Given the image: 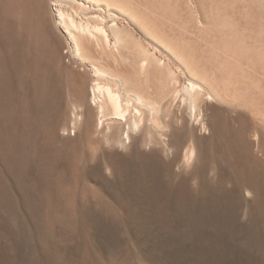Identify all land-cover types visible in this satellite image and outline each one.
Instances as JSON below:
<instances>
[{"label":"rangeland","instance_id":"obj_1","mask_svg":"<svg viewBox=\"0 0 264 264\" xmlns=\"http://www.w3.org/2000/svg\"><path fill=\"white\" fill-rule=\"evenodd\" d=\"M0 10V264H264V145L204 138L189 158L175 119L126 138L130 118L105 114L83 133L60 83L51 117L33 43L19 60L17 19Z\"/></svg>","mask_w":264,"mask_h":264},{"label":"bare ground","instance_id":"obj_2","mask_svg":"<svg viewBox=\"0 0 264 264\" xmlns=\"http://www.w3.org/2000/svg\"><path fill=\"white\" fill-rule=\"evenodd\" d=\"M0 2L4 19L9 14L17 19L19 60L26 44L33 43L32 63L44 71L41 97L51 117L62 109L56 95L60 83L61 89L67 87L74 113L83 117V133L99 128L105 114L131 119L123 121L126 138L132 124L138 129L144 121L163 125L167 133L159 134L166 136L169 119H175L178 131L184 126L191 131L184 153L189 158L204 138L249 150L264 145V0ZM175 139L169 141L178 146L181 139Z\"/></svg>","mask_w":264,"mask_h":264},{"label":"water","instance_id":"obj_3","mask_svg":"<svg viewBox=\"0 0 264 264\" xmlns=\"http://www.w3.org/2000/svg\"><path fill=\"white\" fill-rule=\"evenodd\" d=\"M157 161L161 164H167V162L159 155L157 156Z\"/></svg>","mask_w":264,"mask_h":264}]
</instances>
